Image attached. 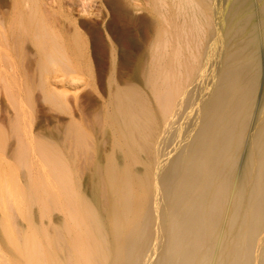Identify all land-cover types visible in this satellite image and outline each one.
I'll list each match as a JSON object with an SVG mask.
<instances>
[{"label":"bare ground","instance_id":"6f19581e","mask_svg":"<svg viewBox=\"0 0 264 264\" xmlns=\"http://www.w3.org/2000/svg\"><path fill=\"white\" fill-rule=\"evenodd\" d=\"M146 1L144 48L124 84L109 78L97 141L67 131L70 152L21 122L33 89L67 99L53 4L7 29L2 17L0 90L16 119L0 118V264H264V0ZM27 39L43 48L34 61ZM33 204L63 222L25 231L15 220L32 222Z\"/></svg>","mask_w":264,"mask_h":264},{"label":"rangeland","instance_id":"374dc122","mask_svg":"<svg viewBox=\"0 0 264 264\" xmlns=\"http://www.w3.org/2000/svg\"><path fill=\"white\" fill-rule=\"evenodd\" d=\"M146 2V0H0V26H6V29L13 22H18L21 16L33 10L46 17L51 3L56 17L55 28L61 46V49L59 46L58 49L62 52L59 51L62 59L56 64L60 79L57 87L59 92L67 93V99L59 96L58 101L52 105L44 99L39 89H33V100L21 120L24 128L31 127L34 134L44 139H49L50 132L55 131V142L59 146H67L69 152L73 144L66 142L67 131L77 129L88 134L94 143L97 141L100 134L95 116L107 105L109 78L112 77L119 84H124L129 75V66L135 63L137 52L144 48L147 25L143 17L145 16L150 24L153 18L150 9L146 8ZM121 10L126 13V16L123 15L124 18L121 17ZM2 17L6 21L2 20ZM24 45L28 51L27 55L29 54L27 58L32 61L37 57L36 50L43 51L42 47H35L28 39ZM27 60L17 57L21 64ZM67 66L71 67L69 75L65 71ZM70 78H73L71 82ZM0 95V118L7 119L11 116V119L15 120L16 109L8 97H5V92L1 93L0 90ZM5 127L7 139L13 142V126L6 124ZM106 145L105 154L110 150L108 144ZM1 161L0 157V167L3 164ZM7 161L15 162L14 158H8ZM77 162L78 164L83 162V158L78 157ZM13 175L22 184L17 170ZM78 187L87 191L89 179L86 171L78 176ZM29 209L33 216L32 222L20 214L15 220L27 232H31L36 226L52 231L53 226L60 225L65 217L64 213L53 205L42 209L39 204H33ZM1 217L0 208V244L4 245L7 235Z\"/></svg>","mask_w":264,"mask_h":264}]
</instances>
